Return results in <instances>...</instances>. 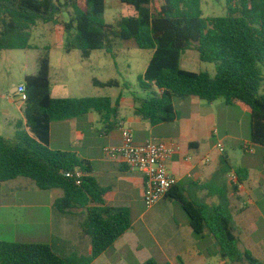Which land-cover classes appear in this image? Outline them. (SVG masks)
Returning <instances> with one entry per match:
<instances>
[{
  "label": "trees",
  "instance_id": "16d2710c",
  "mask_svg": "<svg viewBox=\"0 0 264 264\" xmlns=\"http://www.w3.org/2000/svg\"><path fill=\"white\" fill-rule=\"evenodd\" d=\"M119 1L133 8L135 15L108 24L107 0H0V53L35 49L31 43L34 28L39 23L58 24V18L66 15L64 49L79 51L83 60L97 51L116 59L119 42L128 41L153 53L138 78L140 89L149 96L131 94L137 117L152 126L170 124L179 119L176 100L224 101L249 114L251 142L264 148V0H227L228 15L221 18H205L203 0ZM191 50L198 52L202 63L215 65L214 75L182 68V56ZM50 71V59L44 56L36 75L24 79L25 121L16 124L15 140L0 136V184L24 178L42 191L60 190L55 212L82 216L80 229L89 237L92 253L67 256L53 245L0 241V264H92L133 226L128 209L106 207L110 190L92 177L88 161L49 146L53 123L91 112L101 117L106 132L116 129L120 98L115 102L109 97L54 98ZM94 85L130 90L116 80H95ZM223 162L228 164L227 157L223 156ZM236 173L234 191L249 179L248 171ZM175 199L189 216L195 235L209 231L216 238L219 264H264L251 252L240 250L228 196L214 208L180 196ZM179 264L184 262L180 259Z\"/></svg>",
  "mask_w": 264,
  "mask_h": 264
},
{
  "label": "crops",
  "instance_id": "0c3cea01",
  "mask_svg": "<svg viewBox=\"0 0 264 264\" xmlns=\"http://www.w3.org/2000/svg\"><path fill=\"white\" fill-rule=\"evenodd\" d=\"M73 52L63 50L66 57ZM198 62V52L191 50L182 56L181 66L192 72L190 68ZM65 63H61L60 70L51 65L54 98H70ZM119 98V126L111 132H106L101 117L94 112L50 127V148L76 153L88 161L92 177L110 190L106 207L126 208L131 213L132 229L92 264H179L180 259L184 264H219L216 238L209 231L195 235L189 216L175 196L211 208L228 196L240 250L264 262V148L253 144L251 135L249 142L251 122L245 112H236L237 108L224 101L209 104L191 97L175 101L177 121L152 126L134 114L136 104L131 95L121 92L111 99L115 102ZM18 109L22 113L19 121H25L24 105ZM125 129L133 132L137 145L156 138L178 147L168 163L178 183L152 208L144 201L143 174L106 154L107 148L122 145ZM219 143H237L244 155L231 157L226 150V165L217 150ZM237 170L242 175L248 171L249 179L234 191L237 183L231 181L230 174H237ZM61 196L60 190L42 191L24 178L0 184V241L53 245L67 256H90L91 241L80 229L82 216L57 214L54 210Z\"/></svg>",
  "mask_w": 264,
  "mask_h": 264
},
{
  "label": "rangeland",
  "instance_id": "374dc122",
  "mask_svg": "<svg viewBox=\"0 0 264 264\" xmlns=\"http://www.w3.org/2000/svg\"><path fill=\"white\" fill-rule=\"evenodd\" d=\"M227 0H203V13L205 18L226 17ZM133 8L120 4L119 0H107L105 20L108 24L115 23L121 17L134 16ZM68 16L61 15L58 24L39 23L33 30L32 45L35 49L25 51H3L0 53V136L15 140L16 124L22 118L18 107H22L19 96L12 90L24 84L27 76L36 75L41 57L48 56L54 70L62 68L65 63V78L69 79L70 98H101L115 99L123 92L130 96L136 93L139 97L147 98L149 93L143 92L139 87L138 78L143 75L152 58V52L140 50L134 41L119 42L116 49L117 58L113 59L105 51L94 52L90 59L83 60L79 51H74L70 57L63 54L66 34L64 23ZM192 72L208 71L215 74V65L194 63ZM118 81L121 85L130 86V90L123 88H99L94 81ZM240 112L238 109H234ZM249 119V114L244 113ZM245 133V130H244ZM249 142L251 127L249 129ZM224 145V144H223ZM225 150L232 157L244 155L237 143L224 145Z\"/></svg>",
  "mask_w": 264,
  "mask_h": 264
},
{
  "label": "built area",
  "instance_id": "2783aa9c",
  "mask_svg": "<svg viewBox=\"0 0 264 264\" xmlns=\"http://www.w3.org/2000/svg\"><path fill=\"white\" fill-rule=\"evenodd\" d=\"M27 88L23 84L15 92L20 102H27ZM220 155H225L222 143L217 145ZM178 151L174 143L164 142L156 138L148 140L145 144L137 145L134 142L133 132L124 130V138L121 146L107 148L106 154L121 163L137 169L145 178L144 201L148 208H152L162 201L177 185V178L171 174L168 163ZM80 178V174H78ZM232 182L237 183V175L230 174ZM78 184L80 182L78 181Z\"/></svg>",
  "mask_w": 264,
  "mask_h": 264
}]
</instances>
